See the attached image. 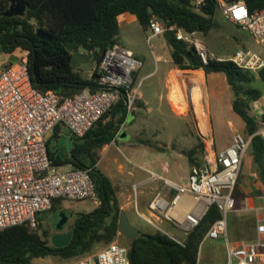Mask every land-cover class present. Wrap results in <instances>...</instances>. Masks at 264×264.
<instances>
[{
  "label": "built area",
  "instance_id": "2783aa9c",
  "mask_svg": "<svg viewBox=\"0 0 264 264\" xmlns=\"http://www.w3.org/2000/svg\"><path fill=\"white\" fill-rule=\"evenodd\" d=\"M216 1L229 21L248 30L255 42L264 46V9L250 12L244 2ZM204 2L195 0L196 9ZM149 30V40L168 30L174 31L177 40L196 50L204 65L210 60H227L252 73L264 68V55L250 48L242 47L222 59L210 53L199 32L188 33L177 26L167 28L156 18ZM142 67L140 59L116 44L104 53L100 62V89L92 92L86 88L68 97L52 91L43 93L34 86L27 55L0 68V231L21 225L31 231L38 229L41 217L53 208L56 199L100 205L91 169L59 171L52 165L48 139L58 125L67 127L76 138H84L122 98L131 112L140 96L141 83L136 84L135 75ZM188 108L197 115L192 98H188ZM256 122L258 130L248 138L234 130L232 144L225 149L217 148L213 133L207 127L202 131L199 122L203 144L201 164L191 169L185 183L165 180L167 187L175 189V196L168 199L156 195L149 204V216L139 211L138 215L152 225H155L152 219H165L176 225L186 238L215 205L221 218L212 224L205 239L225 240L226 264H264V195L260 196L261 203L256 208L244 200L243 209L234 197L253 138L260 136L264 142L262 117ZM134 190L137 193V186ZM250 211L256 223L254 238L229 239L231 214ZM172 239L184 245V240ZM73 264H130L129 248L114 241Z\"/></svg>",
  "mask_w": 264,
  "mask_h": 264
},
{
  "label": "trees",
  "instance_id": "16d2710c",
  "mask_svg": "<svg viewBox=\"0 0 264 264\" xmlns=\"http://www.w3.org/2000/svg\"><path fill=\"white\" fill-rule=\"evenodd\" d=\"M0 0V53L12 55L17 48L28 56L29 69L34 86L41 92L52 91L59 96H73L88 88L92 92L100 89L99 74L95 71L91 79L84 78L79 69L71 66V53L66 47L71 42L75 48H86L96 53L100 61L104 53L119 42L118 17L130 13L137 17L144 31L150 29L153 18L167 28L177 26L185 32H199L206 35L215 25L218 12L216 0H205L196 9L195 0H23L27 5L26 14L7 16L9 2ZM236 3L240 0H225ZM250 12L264 9V0H245ZM43 29L50 40L37 36L36 30ZM164 37L172 50L174 65L180 70L203 69L206 74L223 73L234 94L233 110L246 126L249 136L258 130L256 118L251 114L252 104L262 99L264 90L255 87L261 81L264 86V68L258 73L245 71L233 62L210 60L204 65L194 48L177 40L174 31L168 30ZM101 52H98V49ZM187 97V96H186ZM188 100V98H187ZM122 98L104 116L102 121L76 145L67 161L57 164L49 151L52 165L71 163L75 168L91 169V177L98 192L100 205L90 213L78 215L69 229L74 236L68 247L54 248L45 233L39 235L27 226L21 225L0 231V264H32L34 259L60 256L64 259L82 257L91 253L98 245H109L119 235V219L123 212L117 192L111 180L96 168L100 149L109 144L117 132L113 121H104L127 108ZM124 115L122 119L124 118ZM264 121V114H262ZM111 131V133H110ZM254 166L264 186V142L260 136L252 140ZM203 153V144L199 146ZM196 148L186 155L193 168L201 164L194 158ZM234 197L239 203L245 198L237 185ZM63 199H56L52 210ZM221 218L218 208L213 205L202 217L199 225L179 245L161 231L153 234L139 232L134 241L128 242L130 264H198L199 252L212 224ZM231 224V223H230ZM243 229L250 230L249 221H242ZM41 225V224H40Z\"/></svg>",
  "mask_w": 264,
  "mask_h": 264
},
{
  "label": "rangeland",
  "instance_id": "374dc122",
  "mask_svg": "<svg viewBox=\"0 0 264 264\" xmlns=\"http://www.w3.org/2000/svg\"><path fill=\"white\" fill-rule=\"evenodd\" d=\"M13 3L15 2H9V6H11ZM214 23V27L206 35L200 33L201 39L204 41L211 54L215 55L216 57L226 59L233 55L237 50L241 49L242 47H246L264 55V46L258 45L248 30L230 22L223 15L220 9H218V12L215 15ZM150 35L151 31H144L138 23L135 26L131 27V32H129L128 34L122 33V44L134 51V53L142 61H144V66L141 69V72L136 77V84L141 83V91L146 95V99L150 100L153 108L152 113L149 115V120L146 123L147 130H145L143 134L141 133L136 136V138L135 136H133L134 132H131L133 130H131L129 133L130 135L124 140L129 141L130 137L132 136V139H136V142L138 144L144 143L151 147L157 148L158 150H163L167 146H169L176 151L173 157H171L170 155L167 156L169 163L173 167V175L175 176V173H183L187 174L189 177V164L187 162L188 157L186 154L190 150L196 148V154L194 158L197 162L202 159V153L199 148L202 142L199 135L201 132L198 128L199 122L202 131H205L206 128L204 127V123H201L202 120L199 118L198 113L196 115L193 112L192 108H186V111H184V113H180L184 115L182 117H178L171 112V109L168 105H165L164 116L162 117L158 115L156 110L157 100L154 93H164V83L161 82L162 84L160 83L161 85H158L161 73L159 75L150 76L148 78L143 77L149 71L155 70L156 64L154 62V55L159 53L161 40H163L164 35L156 36L148 41L147 38L150 37ZM15 53H17L18 57L24 55V53L19 50ZM2 59H4V55L0 53V61ZM99 66L100 61L94 58L88 65H83L78 69L80 74L84 78L89 79L92 77L95 71H98ZM155 84L157 87L155 86ZM254 86L264 90V86L261 81L255 83ZM184 89L186 90L185 87ZM186 91L185 93H183L184 98L185 95L188 96ZM196 97L198 98L194 99V101L199 100V96ZM140 106V100L138 99L131 113L135 114L137 112L136 109L138 108L139 110ZM173 109L175 110L174 107ZM201 115H203L204 118L202 108ZM224 115L225 118L223 120H217L215 118L213 122V135L217 148L230 144L231 141H233L234 130L242 133L246 138L249 137V134L246 131L245 123L238 115H236L233 111L232 113H228V115L225 112ZM261 116L262 115L260 114L255 115V118L258 119ZM203 121H205V119ZM229 121L232 122V125L229 123ZM209 123L211 125V122L208 121V124ZM208 129L210 132H212L210 128ZM69 142V139H67L66 137H62L53 145H57V147L59 148H66L68 147ZM247 155L249 156V158L251 157V148L249 149ZM59 170L67 171L68 169L63 168L62 166L59 167ZM253 171L256 172L254 165ZM249 173L250 170L248 168V165L245 166L243 170L241 168L240 176L237 182V185L239 186L241 192H245L244 188L249 186L257 187L259 179H256L254 177L249 178ZM149 198L144 201L148 203L150 201ZM241 206L244 207L243 201ZM97 207L98 206L91 201L75 202L63 199L61 204L56 207L55 210L51 209L48 213L43 215L44 224L43 222H41V225L38 227V229L32 231L39 235H44L46 233L49 236V240H51V236L57 231L55 226H57L61 221L60 213L62 211L68 212L66 216L69 220L67 221V224L64 228V231H67L75 224L78 216L77 212L81 213V211L84 210H86L84 212L93 211ZM147 207L148 206H140L139 211L149 216V210L147 209ZM129 220L139 232L153 234L159 230L171 238L185 240V236L183 235L182 231L178 229L176 225L165 219H163L162 221L152 219L155 223V225H152L143 218L139 217V215L136 213V210H133L129 213ZM244 220L249 221L252 225L250 230L243 229V227L241 226L240 223ZM255 224L256 223L251 213L235 212L231 214L229 219L228 236L232 240H251L255 235ZM115 241L123 246L128 247L129 240L120 233ZM49 245H51V243H49ZM105 246L106 245L100 244L91 253L95 254ZM225 251L226 242L223 238H220L218 240L205 239L200 248L198 264H226L227 258L225 257ZM80 258L81 257L64 259L60 256H49L45 258L34 259L32 264H73Z\"/></svg>",
  "mask_w": 264,
  "mask_h": 264
},
{
  "label": "crops",
  "instance_id": "0c3cea01",
  "mask_svg": "<svg viewBox=\"0 0 264 264\" xmlns=\"http://www.w3.org/2000/svg\"><path fill=\"white\" fill-rule=\"evenodd\" d=\"M118 22L120 27L118 44L124 47L125 49L129 50L135 57L140 59L134 53V51H132L131 49L127 48L125 45L122 44V33L128 34L129 32H131L132 26H135L137 23L139 24L137 17L130 13H124L118 17ZM147 40L149 41V37L147 38ZM171 53L172 50L167 44L165 37H163V40H161L159 53L154 55V62L156 64V68L154 71H149L143 77V78H148L150 76H154V75L156 76L161 73V76L158 81V85L161 82L164 83V88H163L164 93L162 92L154 93L157 100L156 110L158 115L162 117L164 116L165 105H168L170 107L171 112L174 115L178 117H182L184 115V114H180V113H184V111L178 110L171 102V98H170V90L174 86L175 81H177L183 93H185V91L187 90L186 93L188 97H186L185 95L187 102L186 108H188L187 98H192L194 100L198 98L196 96H199V100L198 101L195 100V107L197 113L199 115V118L202 120L201 123H204L205 125L204 127L210 128L213 133L214 119L216 118L217 120H223L225 118L224 115L225 112L227 113V115L228 113H232V111L234 112L233 110L234 94L227 82V78L225 74L223 73L206 74L203 69L186 70V71L180 70L176 68V66L174 65ZM2 55H4V59L0 61V68H2L8 62L15 61L18 58L17 53H13L12 55H7V54H2ZM142 62L144 66V61ZM141 69L139 70V72L136 73L135 80L137 75L141 72ZM184 87L186 88V90L184 89ZM145 96L146 95L140 89L139 100L141 106L139 110L138 108L136 109L137 112L135 114L126 111L124 115L122 111H119L114 115L115 117H109L104 121V123H106L111 119L115 127L117 128V132L113 140L109 144L104 145L100 149L99 159L96 164V168L99 171H101L105 176H107L114 185L117 192L120 208L123 212H126L128 218H129V213L132 212L133 210H136L137 213L139 211L140 206H144V207L148 206L147 209L149 210V204L151 203L153 198L158 194H161L167 197L168 199H171L175 196L176 194L175 189H171L167 187L165 184V180H168L175 184H180V183H185L186 179L188 178V175L183 173H175V176L173 175V167L169 163L167 156L170 155L171 157H173L176 151L170 148L169 146H167L163 150H158L157 148L151 147L144 143L138 144L136 142V139L135 140L132 139L133 138L132 136L130 137L129 141L128 140L125 141L124 139L120 138V136L123 133H126L128 137L130 135L129 133L131 130H133L131 132H134L133 136H135V138L136 136H138L141 133L143 134L144 131L147 130L146 123L149 120V115L152 113L153 108H152V103L150 102L149 99H146ZM212 98L214 99V102ZM172 105L176 111L173 109ZM201 108H202V113L204 114V118L203 115H201ZM251 114L254 117L255 115L264 114V96L262 97V99L252 104ZM123 115L124 118L122 119ZM204 119L205 121H203ZM208 121L211 122V125L210 123L208 124ZM229 123L232 125L231 121H229ZM62 137H66L67 139H69L70 142L68 144V147L59 148L57 147V145H53L56 141L60 140V138ZM83 142H84L83 138H76L75 136H73L67 127H65L64 125H58L48 139V148L51 154L53 155V159L55 160V162L57 164H60L61 161H67L69 159V155L73 152L76 145L82 144ZM231 144L232 141L230 144H227L225 146H220L218 149H225L229 147ZM187 162L189 164V173H190L192 167L188 161V158H187ZM247 165L250 170L249 178L250 177H254L256 179L258 178L259 182L257 183V187L249 186L244 188L245 192L243 193L245 194V198L238 203V207L240 208L242 201L245 202L244 200L247 199L250 207L256 208L261 203L260 196L264 195V186L257 172L253 171V165H254L253 147H251V157L249 158V156L246 155L243 161L242 170ZM54 166L58 170L59 167L62 166L63 168H66L68 170L75 168V166H73L71 163L66 165H54ZM61 172H65V171H61ZM135 186H137L138 189L137 193H135L134 191ZM147 198H149L150 200L148 203L144 201ZM64 200H68V199H64ZM240 209H243V206H241ZM84 211H81V213L92 212V211H87V212ZM61 213L67 214L68 212L62 211ZM77 213L78 215L81 214L80 212ZM244 213H251L254 218L253 212L250 211ZM68 220L69 219L67 218V221ZM67 221L60 229H58L57 226H55L57 231L54 234L66 233L68 230L64 231V228L67 224ZM41 222H43L44 224V216L41 217L40 224ZM225 257L227 258L226 251H225Z\"/></svg>",
  "mask_w": 264,
  "mask_h": 264
},
{
  "label": "water",
  "instance_id": "95a60500",
  "mask_svg": "<svg viewBox=\"0 0 264 264\" xmlns=\"http://www.w3.org/2000/svg\"><path fill=\"white\" fill-rule=\"evenodd\" d=\"M240 2H245V0H240ZM26 11V3L23 0H18L10 6L6 15L23 17L26 14ZM36 33L40 39H51V37L41 28H38ZM66 49L71 53V66L74 69H78L83 65H88L96 57V53H90L84 47L76 49L74 42L68 44ZM98 52H101L100 48L98 49ZM126 137V133H123L120 136L121 139H125ZM60 216L62 219L57 225L58 229H60L67 221V216L65 213H60ZM119 233L125 236L129 241H134L139 236V231L131 224L126 212L121 213L119 219ZM73 236V231H68L66 233H56L51 236V245L57 249L68 247L73 240Z\"/></svg>",
  "mask_w": 264,
  "mask_h": 264
},
{
  "label": "bare ground",
  "instance_id": "6f19581e",
  "mask_svg": "<svg viewBox=\"0 0 264 264\" xmlns=\"http://www.w3.org/2000/svg\"><path fill=\"white\" fill-rule=\"evenodd\" d=\"M170 98H171V102L174 104V106L178 110H180V111L186 110L187 102L184 98V94L181 90V87L177 81H175L174 86L170 90Z\"/></svg>",
  "mask_w": 264,
  "mask_h": 264
},
{
  "label": "flooded vegetation",
  "instance_id": "af4514ba",
  "mask_svg": "<svg viewBox=\"0 0 264 264\" xmlns=\"http://www.w3.org/2000/svg\"><path fill=\"white\" fill-rule=\"evenodd\" d=\"M18 50H19V51H23V49H22L21 47L17 48L16 51H18ZM68 231H69V230H68ZM68 231H67V232H68Z\"/></svg>",
  "mask_w": 264,
  "mask_h": 264
}]
</instances>
